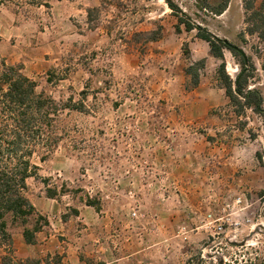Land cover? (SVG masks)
<instances>
[{"label": "rangeland", "instance_id": "1", "mask_svg": "<svg viewBox=\"0 0 264 264\" xmlns=\"http://www.w3.org/2000/svg\"><path fill=\"white\" fill-rule=\"evenodd\" d=\"M170 1L191 23L243 49L249 88L264 99V39L246 32L250 0H229L221 15L212 11L221 0ZM1 3L0 69L20 68L59 105L56 146L36 145L31 158L38 178L27 180L29 201L55 200L64 220L88 202L124 214L137 226V254L120 264H264V120L249 109L237 116L229 100L211 117L182 119L191 50L209 46L192 45L197 31H185L166 0ZM152 32L156 41L140 35ZM223 60L234 78L242 58L223 50ZM205 61L200 79L211 86L221 61ZM7 231L21 264H58L57 254L39 258L36 248L24 258L23 227L8 218ZM134 252L123 249L125 257Z\"/></svg>", "mask_w": 264, "mask_h": 264}, {"label": "trees", "instance_id": "2", "mask_svg": "<svg viewBox=\"0 0 264 264\" xmlns=\"http://www.w3.org/2000/svg\"><path fill=\"white\" fill-rule=\"evenodd\" d=\"M257 0L246 3V10L251 11L249 21L252 24L247 28L249 35H257L264 39V0L260 1V7H255ZM229 0H221V3L212 8L215 15H221L227 8ZM172 13L178 18L179 24L185 31H197L196 37L209 46L210 56L221 61L217 68V81L224 89L234 114L240 116L246 109L264 120V99L259 88H249L251 65L247 68L242 59L240 71L231 78L226 72L223 60V50H228L233 56H240L229 49L223 40L208 32L205 28L191 23L186 15L179 10L170 0H166ZM139 35V34H138ZM146 41H156L158 37L152 33H142ZM241 57V56H240ZM242 58V57H241ZM204 59L189 64L184 73L189 77L191 88L198 86L200 72L205 68ZM47 81L52 82V73L48 72ZM37 83L25 77L20 68L5 66L0 69V146L6 145V149L0 150V248L5 252L0 256V264H21L13 255V241L7 231V219L13 224L23 227L22 238L27 245L36 243V233L46 226L47 221L37 213L27 198V180L37 179V168L31 164L36 145H41L45 150H52L56 146V138H52L54 119L58 116L59 105L43 92H37ZM71 99L66 104L69 107ZM72 106L71 110L81 112L82 106ZM42 143V144H41ZM26 147V148H24ZM49 198L55 196V192L48 190ZM89 205H91L88 202ZM35 219L32 229L27 228L31 219ZM42 221V225H40ZM31 264H42L40 260H30ZM47 264V263H44Z\"/></svg>", "mask_w": 264, "mask_h": 264}, {"label": "crops", "instance_id": "3", "mask_svg": "<svg viewBox=\"0 0 264 264\" xmlns=\"http://www.w3.org/2000/svg\"><path fill=\"white\" fill-rule=\"evenodd\" d=\"M59 2H63V0H59ZM3 6L1 3L0 9ZM200 42L204 41L195 38L192 45L196 46ZM191 52L190 60L193 62L207 60L211 57L209 48L205 50L204 54H199L195 47ZM228 100L217 79L211 86L206 85L200 79L198 86L192 88L188 96H184L182 119L190 121L211 117L213 110L217 106L228 104ZM181 164H184V160L181 161ZM30 203L37 213L45 218L47 225L42 226V229L36 233L34 245L26 243L21 245L24 258L32 257L34 248H36L39 258L46 256L51 258L57 254L58 264H120L121 259L131 258L137 254L134 252L137 250L135 247L137 243L133 237L137 226L126 224L124 214L98 211L92 206L81 205L80 207L74 206L75 212L64 220L58 216L59 214L63 215L64 212L59 211L55 200L40 197L35 201L30 200ZM154 227L157 228L156 225ZM168 227L165 226V230ZM159 229L161 230L162 226ZM156 233V230L152 231L149 236H154ZM63 237L65 238L62 239ZM59 238L61 239L60 243H58ZM20 239L22 236L18 238V242ZM152 239L155 238L152 237ZM65 241L67 242L65 243ZM123 249H127L129 252L131 250L134 253L125 257Z\"/></svg>", "mask_w": 264, "mask_h": 264}, {"label": "water", "instance_id": "4", "mask_svg": "<svg viewBox=\"0 0 264 264\" xmlns=\"http://www.w3.org/2000/svg\"><path fill=\"white\" fill-rule=\"evenodd\" d=\"M223 43H224L229 49H231L232 51L238 53V54L242 57V59H243V61H244V64H245L246 66L248 65V61H247V58H246V54L244 53V51H243L242 48H239V47H237V46H235V45L229 43V42H228L227 40H225V39L223 40Z\"/></svg>", "mask_w": 264, "mask_h": 264}, {"label": "built area", "instance_id": "5", "mask_svg": "<svg viewBox=\"0 0 264 264\" xmlns=\"http://www.w3.org/2000/svg\"><path fill=\"white\" fill-rule=\"evenodd\" d=\"M134 216H135V214L133 213V214H132V217H134ZM208 217L210 218V216H208ZM217 229H218V230H221L222 228H221V226H220V227H217Z\"/></svg>", "mask_w": 264, "mask_h": 264}, {"label": "bare ground", "instance_id": "6", "mask_svg": "<svg viewBox=\"0 0 264 264\" xmlns=\"http://www.w3.org/2000/svg\"><path fill=\"white\" fill-rule=\"evenodd\" d=\"M232 70V69H231Z\"/></svg>", "mask_w": 264, "mask_h": 264}]
</instances>
